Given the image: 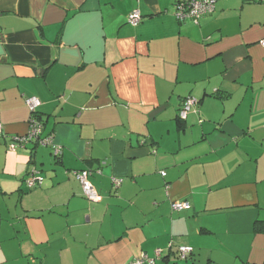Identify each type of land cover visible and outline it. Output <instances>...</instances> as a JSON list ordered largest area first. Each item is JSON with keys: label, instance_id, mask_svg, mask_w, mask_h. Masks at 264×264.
<instances>
[{"label": "crops", "instance_id": "0c3cea01", "mask_svg": "<svg viewBox=\"0 0 264 264\" xmlns=\"http://www.w3.org/2000/svg\"><path fill=\"white\" fill-rule=\"evenodd\" d=\"M175 1L0 0V264L156 249L155 264H264V0H215L197 21L176 19ZM28 96L59 157L7 149L28 129ZM187 96L198 103L180 124ZM30 167L42 182L29 188Z\"/></svg>", "mask_w": 264, "mask_h": 264}, {"label": "built area", "instance_id": "2783aa9c", "mask_svg": "<svg viewBox=\"0 0 264 264\" xmlns=\"http://www.w3.org/2000/svg\"><path fill=\"white\" fill-rule=\"evenodd\" d=\"M262 1V0H259ZM215 0H176L174 16L178 20H183L185 18H190L197 21L203 14L211 12L214 8ZM142 19L139 10L134 9L127 15V21L130 25L136 26ZM261 45L264 47V39L261 40ZM40 100L36 96L25 97V104L29 110L28 118V129L22 135H11L9 141L6 143V147L10 151H15L19 148H24L28 143H37L42 145H48L51 148V153L54 157H59L61 154V146L53 141V136L51 133H43L44 123L36 115L37 108L40 105ZM196 104V99L194 97L188 96L180 105L178 110V117L180 119H186L188 113L192 107ZM5 137L2 123L0 121V142ZM32 172V173H31ZM75 177L78 179L82 194L90 201H98L100 198L99 193L94 188L93 184L89 179L90 170L89 169H79L73 171ZM29 173H31L25 180L29 187H33L41 184L42 176L38 173L36 168H32ZM162 175H165L164 171H161ZM122 182L121 178H112L113 188H117ZM190 207L187 200H174L171 203L172 210H182L188 209ZM169 243V249L171 248ZM193 252V247L190 245H179L175 248V253L180 259L186 258ZM161 256V250L156 249L153 256H149L146 253H140L136 255L131 261L126 264H155V259Z\"/></svg>", "mask_w": 264, "mask_h": 264}, {"label": "trees", "instance_id": "16d2710c", "mask_svg": "<svg viewBox=\"0 0 264 264\" xmlns=\"http://www.w3.org/2000/svg\"><path fill=\"white\" fill-rule=\"evenodd\" d=\"M187 97H188V96H187ZM191 97H192V96H191ZM185 98H186V97H185ZM185 98H184V99H185ZM184 99H183V100H184ZM197 103H198V101L196 100V104H197ZM181 104H182V103H181ZM179 108H180V107H179ZM178 110H179V109H178ZM36 115L39 117V115H38L37 112H36ZM177 118H178V122H179L180 124H183V123H184V120H185V119H184V120H183V119H180V118L178 117V113H177ZM39 185H40V184H39ZM36 186H37V185H36ZM255 224H256L255 227L257 228V224H260V221H259V220H256V221H255Z\"/></svg>", "mask_w": 264, "mask_h": 264}, {"label": "rangeland", "instance_id": "374dc122", "mask_svg": "<svg viewBox=\"0 0 264 264\" xmlns=\"http://www.w3.org/2000/svg\"><path fill=\"white\" fill-rule=\"evenodd\" d=\"M195 105H196V104H195ZM31 169H32V168L30 167V169H29L28 172H27V178H28V176L32 173V172L29 173V171H30ZM27 178H26V179H27ZM26 179H25V180H26ZM77 180H78V179H77ZM25 183H26V182H25ZM26 185H27V184H26ZM27 187H29V186L27 185ZM80 187H81V186H80ZM29 188H30V187H29ZM81 191H82V189H81ZM83 196H84V195H83ZM84 197H85V196H84ZM85 198H86V197H85ZM86 199H87V198H86ZM87 200H88V199H87ZM88 201H90V200H88ZM91 202H93V201H91ZM95 202H96V201H95ZM175 211H176V210H175Z\"/></svg>", "mask_w": 264, "mask_h": 264}]
</instances>
